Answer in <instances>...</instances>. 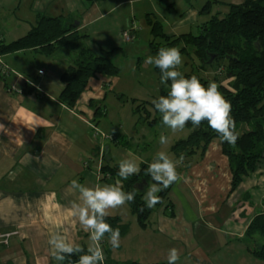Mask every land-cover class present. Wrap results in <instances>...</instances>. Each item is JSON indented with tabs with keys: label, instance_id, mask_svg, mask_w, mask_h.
Instances as JSON below:
<instances>
[{
	"label": "crops",
	"instance_id": "crops-1",
	"mask_svg": "<svg viewBox=\"0 0 264 264\" xmlns=\"http://www.w3.org/2000/svg\"><path fill=\"white\" fill-rule=\"evenodd\" d=\"M141 1L0 0V43L24 36L42 15L71 22L78 34L86 35L89 49L109 51L110 59L126 41L121 32L132 17L138 19V14L146 22L150 14L167 36L181 34L171 30L185 21L168 20L158 9L163 0H149L143 9L134 5ZM180 1L185 3L182 14L200 29L211 15L222 16L228 4L243 0H212L216 7L208 13L201 7L211 0H173L171 4ZM0 56L9 68L7 74H0V124L4 128L0 129V234L11 233L6 245L0 244V264H55L47 244L50 232L59 230L86 248L89 243V233L66 214L75 199L67 191L71 181L90 187L102 181L110 184L112 181L102 179L97 172L99 161L114 166L121 158L135 157L126 133L114 125L110 127L114 142L104 144L103 151L99 150L102 156L93 158L96 144L90 131L94 111L102 107L100 100L105 94L100 89L111 78H89L69 108L59 101L63 88L60 75L68 60L34 49ZM40 69L42 75L38 74ZM116 80L112 79L113 84ZM101 109L97 115L106 114ZM173 161L179 179L164 203L152 210L144 227L137 224L126 203L109 210V216H117L128 225L125 235H120L119 247L136 248L115 259L112 256L117 248L110 247V260L168 264L169 250L175 248L179 254L176 264H264L251 252L264 240L258 234H245L253 217L264 214V159L233 190L228 159L218 139L209 143L201 157Z\"/></svg>",
	"mask_w": 264,
	"mask_h": 264
},
{
	"label": "trees",
	"instance_id": "trees-1",
	"mask_svg": "<svg viewBox=\"0 0 264 264\" xmlns=\"http://www.w3.org/2000/svg\"><path fill=\"white\" fill-rule=\"evenodd\" d=\"M264 0H243L239 4H228L227 12L219 16L211 15L201 26L198 33H181L177 36H167L162 30L161 24L150 14L147 15V23L150 26L151 39L149 46L155 55L160 47H176L180 53H192L197 59V66L191 72L183 73L186 77L196 75L201 83L207 86L208 82L215 81L219 91L231 103V116L236 122L238 139L235 144L221 142L219 135L214 132L206 121L198 127L188 122L185 129L189 133L185 138L176 140L171 151L178 158L201 157L209 143L213 139L220 142L221 152L227 157L231 171V190L235 189L241 178L253 172L259 162L264 159ZM209 2L202 6L201 11L209 12ZM86 35L78 34L76 27L63 18L39 16L34 26L24 35L14 41L1 44L0 54L25 49H34L46 56H57L63 53L69 45H73L72 53L65 60L66 68L60 75L63 88L59 93V101L72 108L85 89L89 78L95 75L116 76L119 69L109 58V51L95 52L85 44ZM159 39L161 41H157ZM213 56L212 60H210ZM61 57V56H60ZM217 60H222L223 69L219 75L211 78L201 76L199 72H205L206 66H212ZM220 65L219 62H217ZM159 76L160 69L154 66ZM226 80L227 84H222ZM167 85L161 86L158 94H167ZM133 111L142 113L139 119L148 124H154L161 119V114L155 109L152 101H136ZM152 114V115H151ZM242 125L247 129L240 130ZM138 174L130 176L127 180L118 177V165H102L100 172L102 179L109 173L111 179H121L125 192H134L135 199L127 202L131 213L139 226L144 227L147 219L156 207L164 203L170 185L158 193L160 202L154 207L148 208L144 201L146 188L154 183L147 173V164H141ZM142 178L147 185L142 190L134 188V184ZM106 222L114 229L119 228L120 235H125L128 225L121 223L117 216H107ZM245 234L252 236L258 234L264 238V214L253 217L248 224ZM108 234L101 241L104 253L103 264H166V263H142L138 261H111L109 258L110 244L107 241ZM87 251L85 246H81ZM251 252L257 258L264 260V243ZM74 253L66 255L62 264H78L79 255ZM55 264H58L55 261Z\"/></svg>",
	"mask_w": 264,
	"mask_h": 264
},
{
	"label": "clouds",
	"instance_id": "clouds-1",
	"mask_svg": "<svg viewBox=\"0 0 264 264\" xmlns=\"http://www.w3.org/2000/svg\"><path fill=\"white\" fill-rule=\"evenodd\" d=\"M146 62L160 69V81L168 88L166 95H160L152 100L155 109L161 114L163 125L176 132L183 130L188 122L193 126H199L206 121L219 135L221 142L236 143L238 133L235 130L236 122L231 116V103L219 91L215 81H210L205 86L196 75L186 77L179 71L182 56L176 47H160L155 56L147 57ZM0 129L4 130L2 124ZM160 143H167V137L163 134L160 136ZM139 171V165L130 156L121 158L118 162V177L123 180L138 174ZM147 173L154 183L149 185L144 201L148 208H152L160 202L158 193L167 189L179 177L176 162L164 151L158 152L148 164ZM67 191L73 193L75 199L70 202L66 214L68 218L78 223L84 232L89 233L87 251L57 230L48 234L50 254L58 264H62L66 255L74 253H82L79 255L78 264H103L105 257L101 241L105 239V235L108 234L107 238L112 248L120 246L119 228L114 229L105 218L109 215L110 209L133 201L135 193L125 192L121 179H117L115 183L103 185L97 183L91 187L73 180ZM178 259V251L175 248L170 249L168 264H176Z\"/></svg>",
	"mask_w": 264,
	"mask_h": 264
},
{
	"label": "rangeland",
	"instance_id": "rangeland-1",
	"mask_svg": "<svg viewBox=\"0 0 264 264\" xmlns=\"http://www.w3.org/2000/svg\"><path fill=\"white\" fill-rule=\"evenodd\" d=\"M172 1L173 0H163L158 7V9L165 14L168 20L172 22H177L180 20L185 21V23L180 26H174V29L171 31H177L178 33L189 31L193 34L198 33L200 29L197 28L196 25L190 24L191 22L189 17L182 14V7L185 6V3H183L184 1L171 4ZM148 2L149 0H142L141 2H137L134 5L143 9L145 5L147 6ZM215 7L216 5H214L213 1L211 0L208 8L209 11H212ZM219 9L222 8L219 7ZM137 18L138 19L132 17L124 28L127 30L132 24L136 26V31H134L136 32L134 35V40H123L124 43L122 48L114 50L110 54L111 59L117 65L119 72L116 76H106L107 78H111V81L106 83L103 82L101 86V93L103 95L105 94V97L101 98L100 102L102 107L105 109L106 114L97 115L96 113H98V109H101L102 107L99 106V108H95V116L93 117V130H91L90 133L93 135V143L96 144V146H93L95 147V150H93V158H100L101 153L99 150L101 149L100 151H103L104 144L107 142H114L108 138L102 139V135L111 132V126L115 125L116 127L120 128L121 131L126 133L125 138L129 141V150L135 157L132 159H134L140 167V160H142L145 164H149L153 161L155 155L160 151L166 152L173 160L177 159L175 154L171 151V146L176 140L181 139L182 137L185 138L189 133V130L184 128L183 130L173 132L171 129L163 125L162 120L154 124L142 122L139 119V116L142 115V113L133 111L134 104L132 103V99H136V101H152L153 98L157 96L159 88L162 85L165 86V84L161 83L160 76L154 68V65L148 64L146 62L147 57L155 56V54L151 52L149 46V41L151 38L150 28L145 27L146 25L148 26V24L146 19L142 18L141 14H138ZM139 23L141 24L142 29ZM125 30L121 32V35ZM104 37H110V34H105ZM156 40L161 41L159 39ZM71 48H73V45H69L65 51H63L61 54H58L56 58H68V56L72 53ZM181 56L182 63L178 67V70L182 73L191 72V70L197 66V59L192 53L188 52L181 53ZM217 62H219L220 65H218ZM221 62L222 60H217L212 66L207 65L206 71H201L199 74L208 78H211L215 74L218 76V73H220L223 69ZM114 78H117V80L113 84L112 79ZM226 82L227 81L224 80L222 81V84H227ZM100 111L103 112L102 109ZM247 128L248 126L242 125L240 130L242 131ZM162 134L167 137L166 144L160 143V136ZM112 147L114 146L112 145ZM116 180H112L111 183H115ZM103 184H105L104 181H102L101 185ZM148 187L146 188L145 193L147 192ZM261 239L264 240L263 237ZM262 243H264V241ZM262 243L259 242V246L262 245ZM233 245L238 246L236 243ZM230 248L233 251L236 250L235 247ZM135 250L136 248L131 247V245H128L126 248L125 246L119 247L112 257H115V259H122L124 255L132 253ZM257 260H259L260 263L264 262V260L259 258H257Z\"/></svg>",
	"mask_w": 264,
	"mask_h": 264
},
{
	"label": "built area",
	"instance_id": "built-area-1",
	"mask_svg": "<svg viewBox=\"0 0 264 264\" xmlns=\"http://www.w3.org/2000/svg\"><path fill=\"white\" fill-rule=\"evenodd\" d=\"M134 31H136V26L134 24H132L127 30H125L122 34L123 38L126 40V41H131L133 38H134ZM7 72H9V68L4 64L3 60L1 59V56H0V74L1 75H4V74H7ZM38 74L39 75H42L43 74V69H40L38 70ZM104 138H108L110 140H115V134L113 131L111 132H108L107 134H103L102 135V139ZM102 156V154H101ZM101 160L99 161L98 163V166H97V171H98V174L99 176H102L101 172H100V169H101ZM105 179L109 180L111 179V176L109 173H106L104 175ZM11 235V233H3V234H0V244H4L6 245L7 242H8V237Z\"/></svg>",
	"mask_w": 264,
	"mask_h": 264
},
{
	"label": "water",
	"instance_id": "water-1",
	"mask_svg": "<svg viewBox=\"0 0 264 264\" xmlns=\"http://www.w3.org/2000/svg\"><path fill=\"white\" fill-rule=\"evenodd\" d=\"M212 58H213V56H211V58H210L209 61H211ZM196 127H198V126H196ZM146 185H147V181L144 178H142L139 182H137V183L134 184V188H136L138 190H142V189H144V187Z\"/></svg>",
	"mask_w": 264,
	"mask_h": 264
}]
</instances>
